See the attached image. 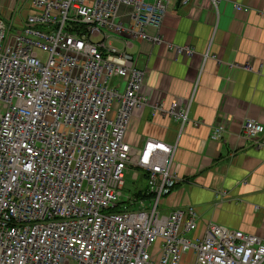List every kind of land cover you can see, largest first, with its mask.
<instances>
[{"label":"built area","instance_id":"1","mask_svg":"<svg viewBox=\"0 0 264 264\" xmlns=\"http://www.w3.org/2000/svg\"><path fill=\"white\" fill-rule=\"evenodd\" d=\"M30 2L19 27L0 18V264H180L189 249L192 264H262L264 237L213 221L190 236L192 205L158 209L176 178V144L147 138L135 151L124 139L133 108L148 103L145 68L113 40L159 42L147 27L157 31L170 0ZM120 5L130 6L126 24ZM190 102L151 106L177 119L180 133ZM224 129L216 122L210 137ZM242 129L253 139L264 125L246 118ZM131 162L158 175L150 206L119 204Z\"/></svg>","mask_w":264,"mask_h":264},{"label":"crops","instance_id":"2","mask_svg":"<svg viewBox=\"0 0 264 264\" xmlns=\"http://www.w3.org/2000/svg\"><path fill=\"white\" fill-rule=\"evenodd\" d=\"M129 9L118 8L125 24ZM32 10L30 0H0V18L12 29ZM147 31L160 41L126 35L120 45L145 68L141 92L148 102L133 108L124 139L135 151L147 138L176 144L169 169L176 178L164 187V211L192 205L190 236L213 221L264 237V130L250 139L242 129L246 118L264 125V0H170L158 32L153 26ZM183 44L193 52L178 53ZM189 98V120L180 133L177 119L152 110V103L166 108L172 99ZM218 121L225 129L211 138ZM130 168L139 182L132 197L150 206L147 170L132 162Z\"/></svg>","mask_w":264,"mask_h":264},{"label":"rangeland","instance_id":"3","mask_svg":"<svg viewBox=\"0 0 264 264\" xmlns=\"http://www.w3.org/2000/svg\"><path fill=\"white\" fill-rule=\"evenodd\" d=\"M113 45L116 48H120L121 42H119L118 40H113ZM138 172L142 171L141 168H135ZM150 178H146L147 179V185L149 187H151V185H154L158 182L159 178L157 176L151 177ZM146 179L145 182L146 183ZM138 183L136 180H134L132 178V168H130L129 170H126L124 173V183L122 186V190H121V196L119 198V204L124 203H130L129 208L130 209H138L137 208V204L135 203V201H132V199H135V197H132V193L135 190V187L138 186ZM125 195L129 196L126 197ZM154 195L151 198V201L154 200ZM150 201V203H151ZM145 203H148L147 200H144ZM164 195H161V197L158 200V209L160 211L164 210ZM194 259V253L191 251V249H189L187 252L183 253L182 255V259L180 261V264H192V261ZM264 264V262L262 263Z\"/></svg>","mask_w":264,"mask_h":264},{"label":"trees","instance_id":"4","mask_svg":"<svg viewBox=\"0 0 264 264\" xmlns=\"http://www.w3.org/2000/svg\"><path fill=\"white\" fill-rule=\"evenodd\" d=\"M115 209H118V208H115Z\"/></svg>","mask_w":264,"mask_h":264}]
</instances>
